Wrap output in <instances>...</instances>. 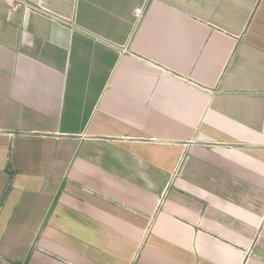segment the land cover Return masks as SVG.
Listing matches in <instances>:
<instances>
[{
	"label": "crops",
	"instance_id": "0c3cea01",
	"mask_svg": "<svg viewBox=\"0 0 264 264\" xmlns=\"http://www.w3.org/2000/svg\"><path fill=\"white\" fill-rule=\"evenodd\" d=\"M0 264H264V0H0Z\"/></svg>",
	"mask_w": 264,
	"mask_h": 264
},
{
	"label": "built area",
	"instance_id": "2783aa9c",
	"mask_svg": "<svg viewBox=\"0 0 264 264\" xmlns=\"http://www.w3.org/2000/svg\"><path fill=\"white\" fill-rule=\"evenodd\" d=\"M6 2H7V3H10L11 0H6ZM135 14H136V16L139 18V17L141 16V11H140V10H137Z\"/></svg>",
	"mask_w": 264,
	"mask_h": 264
},
{
	"label": "trees",
	"instance_id": "16d2710c",
	"mask_svg": "<svg viewBox=\"0 0 264 264\" xmlns=\"http://www.w3.org/2000/svg\"><path fill=\"white\" fill-rule=\"evenodd\" d=\"M6 194V193H5Z\"/></svg>",
	"mask_w": 264,
	"mask_h": 264
}]
</instances>
